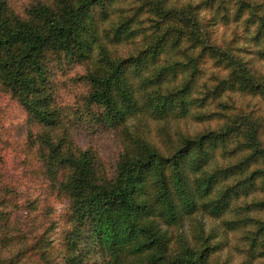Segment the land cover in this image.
Here are the masks:
<instances>
[{
	"label": "trees",
	"instance_id": "trees-1",
	"mask_svg": "<svg viewBox=\"0 0 264 264\" xmlns=\"http://www.w3.org/2000/svg\"><path fill=\"white\" fill-rule=\"evenodd\" d=\"M51 1L32 8L34 22L8 17L0 0V84L44 128L35 134L38 169L52 184L62 178L76 224L64 236L62 263L83 264L87 242L80 238L78 249L75 239L83 225L109 264H226L216 262L223 239L202 215L231 228L256 224L248 252L264 257V73L252 64L264 60L263 0H234L232 11L224 0ZM229 18L252 28L256 56L213 40L212 26ZM49 52L86 64L88 97L121 137L111 183L95 181L89 149L65 147L50 133L58 119L43 74ZM185 116L200 126L178 128ZM50 245L43 230L29 248L48 263ZM22 252L1 260L14 263Z\"/></svg>",
	"mask_w": 264,
	"mask_h": 264
},
{
	"label": "rangeland",
	"instance_id": "rangeland-1",
	"mask_svg": "<svg viewBox=\"0 0 264 264\" xmlns=\"http://www.w3.org/2000/svg\"><path fill=\"white\" fill-rule=\"evenodd\" d=\"M2 1L5 15L8 17L37 22L32 8L46 3L47 0ZM178 1L185 3L187 0ZM224 2L232 11L234 0ZM50 3L57 5L56 1L50 0ZM261 7L264 10V0ZM202 11L206 15L212 12L211 9ZM212 28L218 38L213 39L216 43L224 45L232 40L234 45L240 47L243 57L256 56L258 43L255 44L249 38L251 27L247 31L241 21L229 18L225 22L215 23ZM208 63L209 60L201 63L204 70L200 80L212 69ZM252 64L258 69L256 74L264 73V60L257 61L254 57ZM43 70L45 80L50 84L52 105L57 108L55 115L58 123L50 129V133L62 136L65 147L74 145L89 149L95 164V181L113 182L121 149V137L115 128L102 124L101 107L88 97L86 64L69 54L64 56L62 53L49 52L45 57ZM262 104V101L258 102L260 108ZM175 123L186 132L195 130L201 124L188 116L179 118ZM209 123L212 124V121ZM43 132L44 128L39 124L27 120L25 110L0 84V264H63L64 236L68 230L76 227L70 219L69 200L61 184V176L57 173V178L52 180V184L42 168V172L38 169L39 163L35 153L38 152L36 146L39 143L35 134L40 136ZM215 154L217 160H221V156L217 152ZM234 209V212L228 211L225 214L227 218L231 215L235 217L238 212ZM254 212L262 215L261 211L257 210L252 211L250 215ZM200 219L205 227L209 224L215 226L223 239L224 246L220 250L217 263L227 259L226 264H239L242 258L248 256L251 264H264V257H251L248 252V236L251 234V227L256 224L241 222V226L231 228L226 224L222 225L219 219L205 215ZM184 225L186 226V223ZM43 230L51 240L49 253L52 259L48 263L39 256V251L29 248L33 239ZM79 232L75 237L76 247H81L80 238L87 242L83 264H109L108 252L103 245L96 239H91L94 233L87 231V227L84 228L83 225L79 227ZM26 241L28 244H23ZM19 250L23 251V256L14 263L2 262L1 258ZM257 250L256 248L251 251L252 255Z\"/></svg>",
	"mask_w": 264,
	"mask_h": 264
}]
</instances>
